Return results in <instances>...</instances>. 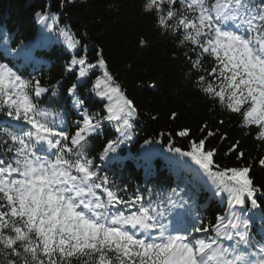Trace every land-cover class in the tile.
Segmentation results:
<instances>
[{
    "label": "snow or ice",
    "instance_id": "obj_1",
    "mask_svg": "<svg viewBox=\"0 0 264 264\" xmlns=\"http://www.w3.org/2000/svg\"><path fill=\"white\" fill-rule=\"evenodd\" d=\"M60 7H65L63 0ZM145 11L189 48L195 59L187 52L185 56L205 95L221 109L239 114L241 127L254 129L255 138L264 142V0H146ZM36 18L52 28L59 14L37 12ZM59 32L69 48H77L79 41L69 31ZM4 54L12 50L5 47ZM205 56L214 59L210 71L204 67ZM97 67L104 70L103 85L94 86L97 94L109 101L115 96L118 102L110 103L108 115L98 119L89 114L73 84L67 92L81 119L70 135L53 126L49 118L55 114L34 102L49 88L0 63V110L6 108V116L18 122L0 129V264H264V237L257 241L251 232L257 217L264 224V201L258 202L251 164L222 168L216 163V150L206 148L214 131L190 141L188 151L169 146L176 156L167 157L177 169L211 178L214 195L227 194L229 210L212 226L214 235H194L209 228L185 189H173L163 200L149 199L147 205L143 195L125 199L119 194L126 189L103 168L125 166L119 149L134 135L136 108L115 84L102 55L90 63L86 55L74 54L67 70L78 68L79 83ZM59 86H53V95ZM104 121L116 122L119 135L104 145L97 164V158H90V139L103 134ZM205 129L207 124L201 131ZM189 134L188 129L178 133ZM238 147L239 142L230 152ZM152 152L145 149L146 163ZM244 156L237 153L238 160ZM258 164L264 167V158ZM137 205L128 214L119 210ZM222 240L232 243L225 247Z\"/></svg>",
    "mask_w": 264,
    "mask_h": 264
},
{
    "label": "trees",
    "instance_id": "obj_2",
    "mask_svg": "<svg viewBox=\"0 0 264 264\" xmlns=\"http://www.w3.org/2000/svg\"><path fill=\"white\" fill-rule=\"evenodd\" d=\"M61 3L62 0H0V51L4 54L5 47L11 49L12 54L8 57L12 62H19L13 63L30 81L39 80L47 88L60 82L61 101L78 78V68L67 70L73 55H86L92 63L103 56L115 84L135 105L138 119L129 141L131 152L125 158L129 163L124 178L143 184L142 169L139 171L134 164L146 163L145 149L150 148H141V142L162 139L164 143L172 142L173 147L188 151L190 141L204 139L208 131H214L216 135L207 138L206 148L216 150V163L222 168L251 164V176L260 189L258 193L264 195V167L258 164L259 159L264 158V142L255 138L254 129L241 127L239 114L221 109L205 95L198 84L199 75L191 69L185 53L192 59L195 57L188 47L180 45L178 35L161 30L156 15L145 11L146 0H72L71 3L63 0V8ZM45 11L59 14L55 27L46 28L37 21L36 13ZM60 29H66L79 41L76 49L69 48V41L60 35ZM203 62L209 71L214 66L212 57L205 56ZM98 70V67L93 69L85 83L77 84V91L85 100L89 114L103 120L107 116V102L93 99L87 91L94 84L93 77L99 74ZM200 74L207 75V72ZM61 107L71 113L69 105ZM4 115L6 108L0 110V127ZM75 121L73 128L76 129ZM205 124L207 129L201 131ZM184 129L190 130V134L179 136V131ZM118 135V132L111 133L109 124L104 121L103 134L91 138L90 145L94 149L103 148ZM237 142V151L230 152V147ZM168 152L162 149L154 158L150 155L147 163L152 169L148 167L147 172L152 177L156 175L151 186L154 189L184 186L190 191L186 179L174 181L170 180V175H182L197 183L200 178L175 168L167 159L175 155ZM238 152L245 153L242 161L237 159ZM220 198L225 199V196L220 195L216 199L218 203ZM257 199L264 201L263 197ZM200 206L203 211L210 212L206 214L204 226L210 223L209 220H217L215 214L220 212V207L216 203L207 204L206 200H201ZM261 206L264 207V203ZM256 222L260 224L259 217ZM210 226H206L209 231Z\"/></svg>",
    "mask_w": 264,
    "mask_h": 264
},
{
    "label": "rangeland",
    "instance_id": "obj_3",
    "mask_svg": "<svg viewBox=\"0 0 264 264\" xmlns=\"http://www.w3.org/2000/svg\"><path fill=\"white\" fill-rule=\"evenodd\" d=\"M89 62L92 63V61H89ZM92 72H93V70H92ZM95 77L97 79V82H99V83H101V85H103L104 75H96ZM117 102H118L117 98L114 96V104H116Z\"/></svg>",
    "mask_w": 264,
    "mask_h": 264
}]
</instances>
